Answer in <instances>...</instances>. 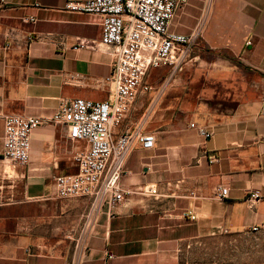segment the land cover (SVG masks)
Returning a JSON list of instances; mask_svg holds the SVG:
<instances>
[{
  "label": "crops",
  "instance_id": "obj_1",
  "mask_svg": "<svg viewBox=\"0 0 264 264\" xmlns=\"http://www.w3.org/2000/svg\"><path fill=\"white\" fill-rule=\"evenodd\" d=\"M70 1L87 0H0V264H264V0L178 10L171 32L194 34L191 57L179 71L152 69V91L114 130L151 133L155 146L128 153L120 186L134 193L100 216L78 260L90 200L58 199L54 180L77 172L83 144L48 123L31 134L27 166L3 159L6 117L50 119L64 100L112 95L115 54L91 47L100 18L66 11ZM251 192L262 195L254 205Z\"/></svg>",
  "mask_w": 264,
  "mask_h": 264
},
{
  "label": "built area",
  "instance_id": "obj_2",
  "mask_svg": "<svg viewBox=\"0 0 264 264\" xmlns=\"http://www.w3.org/2000/svg\"><path fill=\"white\" fill-rule=\"evenodd\" d=\"M189 0H87L70 1L65 10L90 14L100 18L102 40L93 48L113 50L115 64L106 83L112 87L111 97L104 102L84 99L64 100L50 119L8 116L5 118L3 159L14 166H27L30 161L31 134L48 123L62 124L74 143L83 144L75 154L77 172L58 176L54 180L56 196L60 200L88 199L78 231L76 249L87 251V239L96 229L99 218L107 212L113 217L115 209L133 194L120 186L124 160L135 145L144 150L155 146V136L142 131L114 135V130L127 117L139 95L152 91L144 84L152 69L161 67L182 70L191 57L196 37L171 32L178 10ZM28 22L35 23V19ZM251 45V42H247ZM81 47L89 44H80ZM204 134V132H201ZM209 138V134H205ZM216 158H211L213 163ZM142 195L157 196L154 187L137 190ZM220 201L229 197V190L219 187ZM262 199L259 192H251L247 202L254 205ZM185 217L195 220L192 213ZM74 233L70 236L73 239ZM108 256V259H112ZM70 264H77L71 262Z\"/></svg>",
  "mask_w": 264,
  "mask_h": 264
},
{
  "label": "rangeland",
  "instance_id": "obj_3",
  "mask_svg": "<svg viewBox=\"0 0 264 264\" xmlns=\"http://www.w3.org/2000/svg\"><path fill=\"white\" fill-rule=\"evenodd\" d=\"M65 235H66L67 239L69 240L70 234H65Z\"/></svg>",
  "mask_w": 264,
  "mask_h": 264
}]
</instances>
